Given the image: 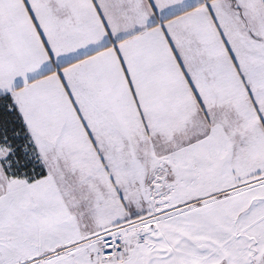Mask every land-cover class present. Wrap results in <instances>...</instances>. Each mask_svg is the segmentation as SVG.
Listing matches in <instances>:
<instances>
[{
    "label": "snow or ice",
    "instance_id": "6c2138e0",
    "mask_svg": "<svg viewBox=\"0 0 264 264\" xmlns=\"http://www.w3.org/2000/svg\"><path fill=\"white\" fill-rule=\"evenodd\" d=\"M0 264H264V0H0Z\"/></svg>",
    "mask_w": 264,
    "mask_h": 264
}]
</instances>
